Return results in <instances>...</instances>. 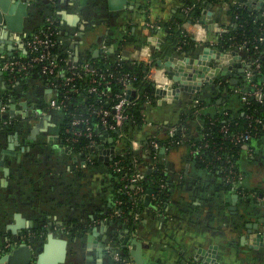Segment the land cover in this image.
Listing matches in <instances>:
<instances>
[{"label":"crops","instance_id":"crops-1","mask_svg":"<svg viewBox=\"0 0 264 264\" xmlns=\"http://www.w3.org/2000/svg\"><path fill=\"white\" fill-rule=\"evenodd\" d=\"M24 1L27 15L21 31L0 24V116L6 125L0 129V240L17 243L21 235L22 241L29 238L41 249L53 233L66 241L63 260L55 252L50 255L48 262L56 264H115L116 254L135 247L133 238L144 244L145 264H264V143L257 144L256 154L243 164L239 190L231 191L223 188V180L214 172L198 166L185 146L167 149L162 153L170 184L167 198L162 205H151L152 193L148 201L146 194V213L135 227L113 215L114 187L102 159L110 157L108 152H101L99 165L89 164L83 153L62 139L60 116L48 106V86L31 81V87L20 88L12 73L2 68L9 60L26 57V41L49 24L54 47L64 51L66 66L78 64L86 55L94 57L96 50L98 56L107 51L121 60L144 62L157 49L150 37L164 41L162 29L153 33L148 22L171 20L182 0ZM229 9L227 1L208 2L202 23L187 25L199 45L185 56L173 55L193 76L185 84L168 73L173 88L158 89L156 103L146 106V123L134 134L136 150L143 156L147 139L165 138L180 112L201 100L215 98L235 113L241 109V99L224 85L250 87L244 72H223L234 63H248L250 57L244 49L219 54L213 46L232 24ZM125 51L130 55L126 57ZM152 69L162 80L160 69L165 68L156 62ZM178 86L181 90L176 92ZM39 123L43 125L38 127ZM188 123L197 135L199 120ZM234 193L239 198L236 209H231ZM125 235L129 236L126 247Z\"/></svg>","mask_w":264,"mask_h":264},{"label":"trees","instance_id":"trees-1","mask_svg":"<svg viewBox=\"0 0 264 264\" xmlns=\"http://www.w3.org/2000/svg\"><path fill=\"white\" fill-rule=\"evenodd\" d=\"M205 1L212 4L223 1L230 3L229 13L232 24L227 31L217 36L213 46L221 51H227L246 45L248 55L258 59L260 63L258 69H255L253 65L257 74L253 83H256L264 92V81L261 80L264 76V42L261 41L264 36V10L247 9L233 0H182V6L171 20L158 23L164 32V41L161 47L154 51L152 63L156 64L160 57L165 58L175 53L185 56L190 50L197 49L199 42L186 31L184 24L186 22L195 23L201 19ZM149 29L153 33L158 32L155 27L150 26ZM41 31L43 29L37 30V32ZM38 52H29L24 59L28 61ZM55 53H59L57 57L61 59L65 57L64 51L58 45L53 49V54ZM85 62L93 65L96 75L83 69L82 65ZM42 65L43 62H36L26 72L12 73L18 87L26 89L31 81L63 84V77L57 78L55 73L43 74ZM148 68L149 65L143 61L121 60L113 53H104L98 57L86 55L77 64L79 76H76L69 85L63 84L59 88L61 92L59 91L58 99L60 100L67 92L70 99L65 108L56 111L61 119V132L73 128L83 132L76 136L66 132L65 136L68 134L71 137L68 146L76 152H83L84 156L89 158V164L99 165L97 151L93 148L95 142L100 143L104 140L103 125L97 113L98 109L104 108L112 112V106L118 100L117 95L122 94L125 89L124 80L130 82L137 90L138 97L127 109L130 121L122 129L123 136L120 139L122 145L119 151L113 154L109 166H106L114 187V201H120L114 206L122 211V217L117 218L124 219L135 227L137 224L133 216L138 208L146 209L144 200L143 197L140 198L141 193H136L133 184L122 178L123 176L130 178L135 170L144 172L147 166L153 165L157 171L144 175L138 183L143 188V194L152 190L151 205H162L167 198L170 184L167 180L168 174L164 170L161 148L167 150L176 146H185L198 166L214 172L213 174L223 180L225 184L223 188L231 191L233 187L239 190L240 181L244 176L243 164L251 161V155L256 154V145L264 143V97L262 101H259L254 96H248L247 101H242L241 93L234 92V88L232 89L228 83H225L224 87L228 88L229 93L241 99L242 107L237 113L230 107L218 105L215 98L210 101L201 100L197 106L180 112L177 123L173 125L175 128L173 133L167 132L165 138L150 137L147 139L148 141L143 146L145 151V156H143L133 148L132 141L134 134L146 123V102L150 100V104L154 105L157 101L156 87L150 79L146 78ZM60 69L66 75L70 74L69 70H66V63L63 59L59 61L56 71ZM93 77L102 83H91ZM92 85L97 86V91H89ZM72 86L78 91L72 92ZM243 89H248V87L243 86ZM102 90L109 92V95L102 94ZM75 117L83 121L72 127L71 122ZM107 119L111 120V115ZM193 119L199 120L197 135L192 134L188 123ZM5 126L0 116V129ZM87 127L92 131V137L85 133L88 131ZM246 135L249 136L245 138ZM114 137L119 138L116 133ZM237 137L242 139H237ZM152 141L159 145V149L153 147ZM193 149L198 150L197 155L191 153ZM116 161L118 165L115 166ZM0 244H3L2 240ZM122 255L130 256L131 254L125 249Z\"/></svg>","mask_w":264,"mask_h":264},{"label":"built area","instance_id":"built-area-1","mask_svg":"<svg viewBox=\"0 0 264 264\" xmlns=\"http://www.w3.org/2000/svg\"><path fill=\"white\" fill-rule=\"evenodd\" d=\"M241 6L243 5V2H238ZM186 10H188L186 8ZM50 19L48 18V21ZM196 24H201V20H199L198 22H195ZM191 24V22H186L184 24V28L187 31V25ZM148 25L151 27H155L156 29L160 30L161 27L154 23V22H148ZM188 32V31H187ZM223 32V31H222ZM189 33V32H188ZM191 35V33H189ZM193 37V35H192ZM261 41L264 42V36L261 38ZM54 38H53V32L50 31V24L49 27L46 28L45 30L41 31V32H37L35 34L32 35V37L30 39H28L26 41V46L29 49V52H34V51H39L36 55H34L30 60H25L24 58L22 59H13V60H9L7 61L2 68L8 70L11 73H16V72H26L29 69H31L34 65V63L36 62H43L42 65V73L43 74H54L56 75L57 78L59 77H63V84L65 85H69L70 83H72L76 76H79V73L77 72V64H69L68 62V66H66V70H69V75H66L64 71H62V69L57 70V68L59 67V59H57V57H55L53 55V47H54ZM238 48L240 49H244L246 50V45H241ZM219 50V49H217ZM221 51V50H219ZM28 52V53H29ZM107 53V51H106ZM250 57V61H248V63H246L247 65L245 66L244 69V77L246 79V82L249 84L251 83L250 87H248V89H242V88H234V92L237 93H241V99L242 101H247L248 96H254L255 99L262 101L263 97H264V92L262 90V88L258 87V85L256 83H253V81L255 79H253L254 76L257 77V74L255 73V70L253 69V65H255V69L260 68V63L259 60L256 58H253L249 55ZM135 61V60H134ZM146 64L149 65L148 68V72L146 74V78L150 79L155 87L156 90L158 89H164L167 88L169 85L173 84V80L170 78V76L168 75V73L166 72L165 69H160L163 72V79L161 80L157 74V70L152 69L153 66H156V64L152 65L153 63V57H149V59L144 61ZM83 69L86 71H91L93 72V74H97L96 70L94 69L93 65L90 64L89 62H85L82 65ZM160 68V67H159ZM96 82L97 84H101L102 82L98 79H96L95 77H93L91 79V83ZM125 83V89L123 91L122 94H118L117 98L118 100L114 103V105L112 106V112L108 109H104V108H99L97 113L98 115L101 117V123H102V133H103V141L98 143L95 142L93 144V148L97 151V155L99 158H101V156H99L101 154L102 151H106V149H110L111 146H114L112 151H109V163L107 164V166H109L110 161L112 159L113 154H115L116 152L119 151L120 145H122L120 139L123 136L122 133V129L124 127V125L126 123H128L129 120V115L127 112L128 107L136 100V98L138 97V92L137 90L131 85L130 82L124 80ZM63 84H56V83H46V85L48 86V88H50L52 90V94H51V99L48 103V106L52 109V110H59L62 108H65L67 101H69L70 96L69 94L65 93L64 96L59 100L58 95H59V91H60V87L63 86ZM75 91L77 92L78 89L74 88L72 86V92ZM89 91H97V86L92 85L89 88ZM61 92V91H60ZM104 95H109V92H106L105 90H102L101 92ZM151 101L148 100L146 102V105L150 104ZM111 115V120L107 119L108 116ZM83 120L79 117H75L72 122H71V126L75 127L76 125L80 124ZM88 131H86L85 133L89 136L92 137L93 133L90 130L89 127H87ZM67 131L62 132V139L64 140L65 143L68 144V142L70 141V135L68 134H73L74 136L76 135H81L83 132L77 129H66ZM175 130V128H172L171 133H173ZM68 133L67 136H65V133ZM114 133L118 134L119 138H115L114 137ZM249 135H246L245 138H247ZM112 137L113 141L110 142V138ZM74 139V137L72 138ZM71 139V140H72ZM237 139H242L241 137H237ZM120 141V142H119ZM121 143V144H120ZM69 145V144H68ZM152 145L153 147H155L156 149H159V145L155 142L152 141ZM132 146L134 149H136L137 147V142L135 140L132 141ZM119 147V148H118ZM162 149V148H161ZM83 153V152H81ZM191 153L193 155H197L198 150L193 149L191 150ZM83 155H85L83 153ZM94 158V156H93ZM89 158H87V161ZM114 165H118V161H116L114 163ZM153 167L155 169V167L153 165H149L148 167ZM145 175V171L140 172L139 170H135L134 173H132L130 178H126V176H123L122 179H127L129 180V182H131L133 184V186L135 187L136 193H141L140 194V198L144 197L146 194H143V188L142 186L138 183L139 180ZM120 203V201H114V206ZM146 213L145 210L142 209H137L134 213L133 216V220L134 222L138 225L141 223L142 221V217L144 216V214ZM113 215L117 216V217H122V211L120 209L114 208L113 209ZM9 242H4L3 244H0V257L2 255H4L5 253H7L8 251V247H9ZM115 264H137L136 261L134 260V258L130 255V256H123L122 254H116L115 255Z\"/></svg>","mask_w":264,"mask_h":264},{"label":"water","instance_id":"water-1","mask_svg":"<svg viewBox=\"0 0 264 264\" xmlns=\"http://www.w3.org/2000/svg\"><path fill=\"white\" fill-rule=\"evenodd\" d=\"M240 2H243L244 7H246L247 9H254L255 7L257 8L259 7L258 9H264V0H240ZM207 4H208V1H205V5ZM26 15H27V2L26 1L24 0H0V24L1 25L5 24V27L7 29H10L13 31H21L23 27V18ZM200 20L202 22V19ZM152 41H154V43L156 44L157 49L161 47V42L160 41L157 42L156 37H150L149 42L151 43ZM99 53L100 51L96 50L94 53V57H97ZM218 53L221 54V51H219ZM124 54L126 55V57L130 55L129 51H125ZM186 59H189V58H186ZM164 60L165 61L163 62L162 59H159L157 61V64L159 66L164 67L166 72L172 76V79L174 81L182 80L185 82V84H187L188 80H191L193 75H191V73L189 74L188 73L189 70L187 69L185 70L184 66L178 65V62L180 60L177 56L169 55L165 57ZM245 66H246L245 62L234 63V65L230 69H227L226 70L227 72H223V74L231 75V70L233 69L242 73L244 72ZM253 79H256V76H254ZM224 80H226V77H224ZM261 80L264 81V76L261 77ZM167 88L171 89L173 88V85H169ZM180 90L181 88H179L178 86L176 92ZM46 93L49 95V98H51L52 90L50 88L46 90ZM42 125L43 123H39L38 127ZM36 131L37 129H34L33 133H35ZM15 137H17V133H14V138ZM112 141L113 139L111 137L110 142ZM113 147L114 146H111L110 149H106V153L109 151H112ZM160 151L161 153H165L166 148H162ZM102 159H104L107 164L109 163V160H108L109 158L107 156L102 157ZM156 171H157L156 169L150 166L145 170V174L146 175L151 174ZM150 193H152L151 189L147 193L148 194L146 196L147 201L150 199ZM232 197H233L234 205L230 208L236 209L235 203L237 202L239 198V194L234 193ZM8 227L11 228L14 232L16 231V228L14 226H8ZM18 238L20 239V242L16 246H14L10 252H7L0 257V264H31L33 261H36L37 264H56L55 261H53V263L48 262V260H50V255L53 252H55L58 260L64 259V255L66 252V241L64 239L56 238L53 233H49L47 235V240L43 243V246L41 247V249L36 248V246L33 243H30L31 239L29 238L24 241L21 240L22 238L21 235H18ZM128 240H129V236L125 235L123 239L124 247L127 246ZM131 241L133 245H135V247L130 250L131 255L133 256L134 260L136 261L137 264H145V259L143 258V255H142V249L144 247V244L137 238H133Z\"/></svg>","mask_w":264,"mask_h":264},{"label":"flooded vegetation","instance_id":"flooded-vegetation-1","mask_svg":"<svg viewBox=\"0 0 264 264\" xmlns=\"http://www.w3.org/2000/svg\"><path fill=\"white\" fill-rule=\"evenodd\" d=\"M27 239H28V238H27ZM25 240H26V239H25ZM18 243H19V242L15 243V241L12 240V242L9 243L10 245H9V247H8L9 249H8L7 252H10V251L13 249V247L16 246Z\"/></svg>","mask_w":264,"mask_h":264},{"label":"rangeland","instance_id":"rangeland-1","mask_svg":"<svg viewBox=\"0 0 264 264\" xmlns=\"http://www.w3.org/2000/svg\"><path fill=\"white\" fill-rule=\"evenodd\" d=\"M29 87H31V84H29Z\"/></svg>","mask_w":264,"mask_h":264}]
</instances>
